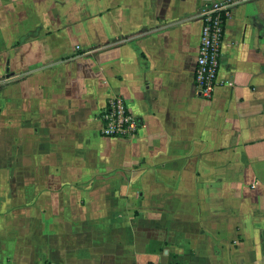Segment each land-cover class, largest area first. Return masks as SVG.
Segmentation results:
<instances>
[{"label":"crops","instance_id":"crops-1","mask_svg":"<svg viewBox=\"0 0 264 264\" xmlns=\"http://www.w3.org/2000/svg\"><path fill=\"white\" fill-rule=\"evenodd\" d=\"M0 0V264H264V0ZM113 96L139 123L102 134Z\"/></svg>","mask_w":264,"mask_h":264},{"label":"built area","instance_id":"built-area-1","mask_svg":"<svg viewBox=\"0 0 264 264\" xmlns=\"http://www.w3.org/2000/svg\"><path fill=\"white\" fill-rule=\"evenodd\" d=\"M253 0H218L207 6L201 13L202 30L195 68V82L199 93L211 99L220 84L232 85L229 80H221L222 43L225 23L232 9ZM102 134L106 137L130 136L138 131L137 119L128 111L122 98L113 96L101 112Z\"/></svg>","mask_w":264,"mask_h":264}]
</instances>
